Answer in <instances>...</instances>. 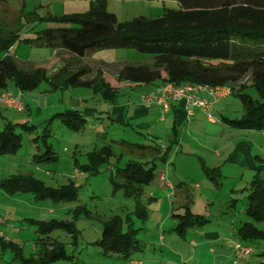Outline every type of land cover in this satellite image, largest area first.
Returning <instances> with one entry per match:
<instances>
[{"label":"rangeland","instance_id":"374dc122","mask_svg":"<svg viewBox=\"0 0 264 264\" xmlns=\"http://www.w3.org/2000/svg\"><path fill=\"white\" fill-rule=\"evenodd\" d=\"M91 5L92 0H0V35L18 36L10 53L0 51V59L10 54L20 67L44 66L50 76L66 67L64 79L91 69L83 80H94L102 72L119 90L117 101L110 104L111 98L103 89L96 91L99 86L77 87L68 82L63 89L51 91V86L42 82L25 95L26 111L9 110L0 104V131L8 122L35 126L32 131L19 128L22 146L15 153L0 155V236L12 240L26 258H40L44 247H55L40 240L45 238L43 232L51 233L49 237L60 241L70 257L56 264H233L235 244L242 242L237 238L238 228L249 222L264 229V223L251 219L245 208L248 188L258 173L254 166L264 164L254 159L258 155L264 160V130H239L226 124V120L244 115L235 96L215 105L212 114L216 124L209 122L205 113L178 122L172 113L163 115L154 109L153 114L141 116L143 113L135 112L143 104L142 96L152 93L159 82L117 85V76L128 64L152 68L150 56L100 47L77 57L59 47L42 46L43 30L63 26L55 19L85 13ZM105 5L125 22L160 17L166 9H176L178 0H105ZM119 108L124 109L117 111ZM68 110L85 114L88 122L82 131H72L55 118ZM119 114L122 120L116 121ZM175 131L181 143L167 160L165 154L156 158L153 154L173 144L169 138H174ZM104 147L111 148L116 157L98 172L93 171L90 157ZM54 156L58 162L49 159ZM237 159L242 160V167L235 164ZM134 162L146 168L155 166L157 175L138 196L132 192L142 185L125 179ZM203 165L220 168L218 183L207 177ZM260 173L264 179V169ZM19 175L32 176L53 189L69 185L75 188V198L65 202L39 200L31 193L7 191L6 180ZM187 189L194 195L195 209L209 216L210 223L180 236L171 207L186 200ZM108 225H116L131 241L128 255L109 254L113 241L106 234L111 231ZM206 233H217L219 238ZM239 264H264V245L256 244L253 253Z\"/></svg>","mask_w":264,"mask_h":264},{"label":"trees","instance_id":"16d2710c","mask_svg":"<svg viewBox=\"0 0 264 264\" xmlns=\"http://www.w3.org/2000/svg\"><path fill=\"white\" fill-rule=\"evenodd\" d=\"M55 21L63 26L43 30L40 36V39H43L42 46L59 47L77 57H84L87 51L100 47L135 50L150 56L153 67L125 65L117 76V85L131 83L132 86H141L159 82L158 87L167 84L176 87L184 85L229 87L231 96H235L241 102L244 115L240 119H228L226 124L239 130H264V0H178L176 9H166L160 17H136L125 22H120L115 14L108 11L105 0H92L89 11L64 15ZM11 35L10 37L0 35V51L10 53L9 50L18 37L15 34ZM64 69L66 70V67L58 69L50 76L44 66L27 64L20 67L10 54L5 55L0 59V94L4 91L21 92L26 104L23 110L25 111L27 108L25 95L35 91L42 82H47L51 86V91L63 89L71 82L77 87L99 86L96 91L103 89L106 96L111 98L110 104L117 101L118 88L107 81L102 72H98L94 80L82 79L92 72L91 69L64 79L66 75ZM0 104L9 109L2 101ZM55 118L75 132L82 131L88 122L83 112L73 110L59 113ZM29 125V122L6 124L5 129L0 131V155L15 153L22 146L24 138L18 129L32 131L35 126ZM176 134L175 131L174 138L170 137V142L173 143L171 146L166 149L162 147L153 154L157 155L156 158L165 154V160L168 159L171 150L179 144ZM47 150L53 154L52 150L49 148ZM92 154L94 155L90 157L91 164L93 171L98 169L97 172L108 165L112 157H116L114 151L106 147ZM49 159L53 163L58 162L57 156ZM254 159L264 162L258 155ZM39 162L43 161L35 160V163ZM202 169L210 180L218 183L220 168L203 165ZM254 169H257L258 173L248 188L250 193L247 195L245 208L251 219L264 223V179L260 173L264 169V164L254 166ZM128 170L133 171L126 176L127 182L142 185L135 187L132 192L136 196L142 193L144 185L152 184L157 176L155 166L146 168L141 162L130 164ZM4 187L9 192L31 193L39 200L65 202L74 199L76 195L75 188L69 185L53 189L41 184L32 176L19 175L11 178L6 180ZM186 192L188 194L186 200L171 209V216L177 220L175 230L180 236H186L191 228L205 227L210 223L209 216L200 214L195 209L194 195L189 189ZM231 224L234 227L233 223ZM107 228H111L106 234L113 241L112 245L109 244L111 245L108 248V251H111L109 254L128 255L131 241H128L121 231H117L116 225H108ZM50 234L43 232L45 238L40 240L55 247H44L40 258H26L17 249V245L2 234L0 264H56L68 260L70 257L65 248L60 241L49 237ZM237 238L247 244L238 242L235 247L241 244L251 252L245 258L238 259L234 247L233 264L247 260L256 244L258 247L264 245V229L247 222L238 228ZM10 250L13 253L7 257L5 254Z\"/></svg>","mask_w":264,"mask_h":264},{"label":"built area","instance_id":"2783aa9c","mask_svg":"<svg viewBox=\"0 0 264 264\" xmlns=\"http://www.w3.org/2000/svg\"><path fill=\"white\" fill-rule=\"evenodd\" d=\"M197 93L207 95V98H202ZM231 96L229 87H209V86H192L184 85L176 87L172 84H167L162 87H157L152 93L142 96V102L148 106L156 104L162 109L163 114H166L172 103L184 102V105L189 114L199 108L208 117V121L216 124L213 110L217 103ZM0 101L5 103L9 109L22 112L25 107V101L21 92L14 93L13 91H4L0 94ZM251 250L247 247L237 244L235 247V256L238 259L245 258Z\"/></svg>","mask_w":264,"mask_h":264},{"label":"crops","instance_id":"0c3cea01","mask_svg":"<svg viewBox=\"0 0 264 264\" xmlns=\"http://www.w3.org/2000/svg\"><path fill=\"white\" fill-rule=\"evenodd\" d=\"M57 55V54H56ZM61 69V68H60ZM156 87H158V85L157 86H155V88ZM59 90V89H58ZM57 91V90H56ZM197 94H199L202 98H207V95H205V94H203V93H197ZM146 95V94H145ZM144 96V95H143ZM26 102H27V100H26ZM28 103V102H27ZM143 103V102H142ZM29 108V106L27 105V108H26V110ZM138 107H136V109H137ZM123 109L124 108H119L117 111H123ZM158 110L157 112L158 113H163L162 112V109L159 107V106H157L156 104H152V105H150V106H148V105H146V104H142V106L141 107H139L137 110L138 111H136L135 113H143L141 116H143V115H149V114H153V112H152V110ZM25 110V111H26ZM113 113V112H112ZM172 113V115H173V118H175V120L178 122V121H183V120H189L190 118H192V117H196L198 114H200V115H202V114H204V111H202L201 109H199V108H196L193 112H192V114H189L188 112H187V109H186V107H185V105H184V102H180V103H172L171 104V108H170V110L166 113V114H171ZM166 114H163V115H166ZM112 116V115H111ZM119 120H122L121 119V115L119 114V115H116V121H119ZM165 120V117H162L161 118V121H164ZM151 122V121H150ZM214 124V123H213ZM148 125V124H147ZM170 139V138H169ZM179 143H181V141H179ZM179 145V144H178ZM177 145V146H178ZM164 149H166L167 148V146L165 147H163ZM248 157V156H247ZM235 164H239V166H243V163H242V160H239V159H237L236 160V163ZM246 166H248V160H247V163H246ZM161 180V179H160ZM198 185V184H197ZM171 209H172V207H171ZM218 216V215H217ZM218 217H220V216H218ZM221 217L223 218V214L221 215ZM230 217H231V214H230ZM206 236H212V238H219V236H218V234L217 233H206Z\"/></svg>","mask_w":264,"mask_h":264}]
</instances>
